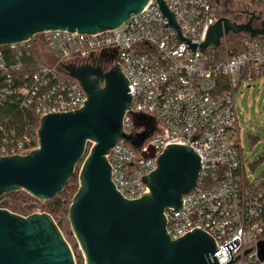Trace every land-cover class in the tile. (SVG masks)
<instances>
[{
    "label": "built area",
    "instance_id": "2783aa9c",
    "mask_svg": "<svg viewBox=\"0 0 264 264\" xmlns=\"http://www.w3.org/2000/svg\"><path fill=\"white\" fill-rule=\"evenodd\" d=\"M162 2L177 30L167 25L156 0H149L112 30L94 35L47 31L0 46V80L6 85L0 87V105L13 96L20 109H32L37 117V128H26L20 136L0 127V157L33 151L42 117L85 104L84 91L62 66H82L90 59L96 65L123 66L131 99L122 132L134 136L144 131L134 123L137 115L151 119L154 130L139 149L123 140L110 149L111 175L120 195L132 200L147 194L142 180L156 170L163 151L193 144L201 160L194 189L183 196L179 210L164 211L171 239L202 231L214 243L217 264L229 259L224 246L237 240L232 257H238L231 264H264L257 249L264 241V171L248 174L234 111V93L242 81L264 78V36L228 34L218 48H199L219 19L245 24L252 15L258 17L264 0ZM231 4L239 12L233 14ZM236 14H244V21L238 22ZM251 27L260 29V24L253 19ZM33 47L44 65L18 77ZM12 81L22 84L13 87Z\"/></svg>",
    "mask_w": 264,
    "mask_h": 264
},
{
    "label": "water",
    "instance_id": "95a60500",
    "mask_svg": "<svg viewBox=\"0 0 264 264\" xmlns=\"http://www.w3.org/2000/svg\"><path fill=\"white\" fill-rule=\"evenodd\" d=\"M149 0H0V46L32 39L47 31L94 35L119 27L138 14ZM217 1V0H216ZM168 26L177 30L162 0H156ZM228 18L211 26L205 50L218 48L223 36L248 33L264 36ZM192 48H195L192 46ZM62 66L86 95L84 105L42 117L38 145L28 153L0 157V198L22 190L39 201L59 195L78 170V188L68 207L71 232L84 264H217L211 238L198 230L171 239L164 211L179 210L183 196L194 189L200 171V150L190 143L168 146L156 170L143 178L148 193L126 200L112 179L108 153L123 140L139 149L154 130L151 119L137 115L134 136L122 132L131 95L123 66ZM90 146L88 152L87 148ZM237 240L224 246L231 264ZM264 258V241L257 244ZM0 264H75L73 254L53 219L45 214L22 217L0 209Z\"/></svg>",
    "mask_w": 264,
    "mask_h": 264
},
{
    "label": "rangeland",
    "instance_id": "374dc122",
    "mask_svg": "<svg viewBox=\"0 0 264 264\" xmlns=\"http://www.w3.org/2000/svg\"><path fill=\"white\" fill-rule=\"evenodd\" d=\"M229 10L233 14L239 12L234 4H231ZM229 16L233 18L234 15ZM235 19L238 22H243L245 15L236 14ZM234 111L237 117V129L240 146L243 149L245 167L248 174L258 176L264 171V78L242 81L234 93ZM90 146L87 148L86 153ZM70 185L71 188L67 190V196L63 202V211L57 215L62 223L59 231L71 249L75 264H84L82 254L71 232L68 220L69 203L77 191L78 181L77 187L76 184ZM8 194L10 195L5 196ZM8 194L0 198L2 203H9L11 205L8 209L4 210L22 217H27L30 214H47L46 208L49 202L56 198L51 201H39L22 190Z\"/></svg>",
    "mask_w": 264,
    "mask_h": 264
},
{
    "label": "trees",
    "instance_id": "16d2710c",
    "mask_svg": "<svg viewBox=\"0 0 264 264\" xmlns=\"http://www.w3.org/2000/svg\"><path fill=\"white\" fill-rule=\"evenodd\" d=\"M235 51L236 50H234L233 53ZM43 65V55L37 49H35V47H33V49L31 50V57L28 59V61L25 62V65L19 72V74L16 75L20 77L19 75L24 76L26 74H33ZM21 84V82L15 83V81H12L13 87ZM3 86L6 85L0 80V87ZM0 127H3L7 132L10 131L11 133H16L18 136H20L22 133H24L26 128H29L33 131L37 128V117L36 115H34L32 109H20L18 101L15 97L7 96L4 98V100H2L0 105ZM78 170L79 168L75 170V173L68 180L61 194L59 196H56L53 201L49 202V205L46 208L47 214L53 219L58 229L62 227V223L57 215L63 211V202L65 201V198L67 196V190L71 188L70 184H76L77 187ZM9 195L10 194L5 196ZM9 206H11L9 205V203H2L0 199V209H8Z\"/></svg>",
    "mask_w": 264,
    "mask_h": 264
},
{
    "label": "flooded vegetation",
    "instance_id": "af4514ba",
    "mask_svg": "<svg viewBox=\"0 0 264 264\" xmlns=\"http://www.w3.org/2000/svg\"><path fill=\"white\" fill-rule=\"evenodd\" d=\"M227 17H229V16H227ZM257 18H258V20H257V25H259L260 22L264 19V9L261 10V13L258 14V17H257ZM83 65H87V66H90V67H95L96 62H95L94 59H90L87 63H85V64H83ZM109 66H110V64H107V63H106V64H102L99 68L102 69L103 72H105V71L109 70V69H108Z\"/></svg>",
    "mask_w": 264,
    "mask_h": 264
}]
</instances>
